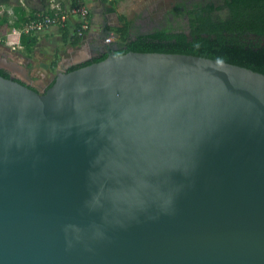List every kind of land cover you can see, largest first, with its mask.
<instances>
[{"label": "water", "instance_id": "water-1", "mask_svg": "<svg viewBox=\"0 0 264 264\" xmlns=\"http://www.w3.org/2000/svg\"><path fill=\"white\" fill-rule=\"evenodd\" d=\"M0 264H264V73L127 51L42 92L0 75Z\"/></svg>", "mask_w": 264, "mask_h": 264}, {"label": "trees", "instance_id": "trees-1", "mask_svg": "<svg viewBox=\"0 0 264 264\" xmlns=\"http://www.w3.org/2000/svg\"><path fill=\"white\" fill-rule=\"evenodd\" d=\"M10 1L0 0V8ZM76 1L71 0V3ZM47 13L54 15L52 10ZM186 14L188 16L187 31L155 30L138 34L134 38L129 37L128 20L122 15L119 24L110 27L115 38L113 42L117 43V48L105 50L66 70H74L100 61L109 53L119 55L127 51H139L199 55L264 73V0H222L219 4L211 1L198 2L186 7ZM61 35L64 41L70 40L73 44H77L81 38L76 31L71 33L68 25L61 27ZM0 40L2 42L18 40L17 34L11 31L6 11L0 14ZM0 75L8 77L2 69H0ZM53 82L54 78L46 88Z\"/></svg>", "mask_w": 264, "mask_h": 264}, {"label": "rangeland", "instance_id": "rangeland-1", "mask_svg": "<svg viewBox=\"0 0 264 264\" xmlns=\"http://www.w3.org/2000/svg\"><path fill=\"white\" fill-rule=\"evenodd\" d=\"M208 1L216 4L222 2V0H110L111 3L120 5L122 14L119 15L126 17L133 35H138V33H150L155 30L187 31L188 16L186 14V7L198 2L205 3ZM24 2H26V0H11L0 8V14L7 8L6 12L9 16V21L11 25L15 27L13 30L19 33L20 39L22 38L20 41L21 43H24V37H28V35L35 31L39 32L43 28L28 29V23L33 17L27 19V16H25L27 13H25L24 6L26 4ZM28 2L33 6H41L43 13L48 14L47 12L50 10L54 12L56 18H54L53 23L48 26L54 25L60 32L61 27H64V25H68L70 28L71 24L66 21L67 17H64L65 20L63 21L62 15H64L63 11L69 7L71 0H38L37 2L28 0ZM133 35H129V37L134 38L137 36ZM114 39L115 38H111L107 43H112ZM19 44L17 45L15 43V45H12L7 41L2 42L0 40V58L14 61L17 65L23 67L29 74V71L34 67V64L30 61L31 48L28 47V51H25V54H23L21 52L23 49L18 48ZM4 52H7L8 55H5ZM0 69L10 72L1 64ZM15 74L22 77L17 71Z\"/></svg>", "mask_w": 264, "mask_h": 264}, {"label": "crops", "instance_id": "crops-1", "mask_svg": "<svg viewBox=\"0 0 264 264\" xmlns=\"http://www.w3.org/2000/svg\"><path fill=\"white\" fill-rule=\"evenodd\" d=\"M34 1L37 2L38 0ZM82 2L90 11V19L87 30L77 44L71 43L70 40L64 41L61 32L54 25L45 26L39 32L31 33L28 37H24V43H21L22 38L20 39L19 33L13 30L15 27L9 21L11 31L18 36L14 45L21 43L18 48L23 49L21 51L23 54L28 51V47L31 48L30 61L34 67L29 71V75L35 83L50 81L58 71L66 70L70 66L83 63L97 56L106 49L105 38H114L113 32L110 31L109 34H105V29L119 24V14H122L120 5L113 4L110 0H82ZM24 3L26 4L24 6L25 13H27L25 16L28 19L36 13L43 12L41 6H33L28 0ZM74 22L75 17H70V32L74 30ZM7 42L12 41L7 40Z\"/></svg>", "mask_w": 264, "mask_h": 264}, {"label": "built area", "instance_id": "built-area-1", "mask_svg": "<svg viewBox=\"0 0 264 264\" xmlns=\"http://www.w3.org/2000/svg\"><path fill=\"white\" fill-rule=\"evenodd\" d=\"M64 15L63 21L65 20L64 17H67V22H69L70 17H75L74 22V30L71 33L76 31V34L82 36L83 33L87 30L89 25L90 19V11L88 7L82 2V0H77L75 3H70L69 7H67L63 11ZM54 18L56 15H50L46 13H37L33 19H30L28 23V29L32 30L38 27H45L53 23ZM27 30V29H26ZM110 38L106 37L105 42H109ZM10 44L14 45V42H9Z\"/></svg>", "mask_w": 264, "mask_h": 264}, {"label": "flooded vegetation", "instance_id": "flooded-vegetation-1", "mask_svg": "<svg viewBox=\"0 0 264 264\" xmlns=\"http://www.w3.org/2000/svg\"><path fill=\"white\" fill-rule=\"evenodd\" d=\"M128 34L131 36L133 35L131 33V27L128 28ZM138 34H142V33H138ZM134 35H137V34H134ZM133 35V36H134ZM4 72H7L8 74V77L9 78H12L16 81H19L33 89H35L36 91H39V92H42L44 90V88L47 87V85L49 84V82L51 81H43L42 83H35V81L33 79L30 78V75L28 73H26L25 75L24 74H20L22 77L20 76H17L15 74V71H12V70H9L10 72L6 71V70H3Z\"/></svg>", "mask_w": 264, "mask_h": 264}]
</instances>
